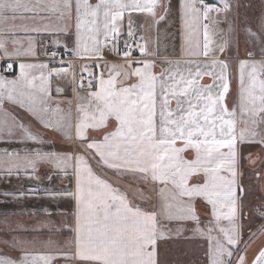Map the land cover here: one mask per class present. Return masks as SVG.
Instances as JSON below:
<instances>
[{
  "label": "snow or ice",
  "instance_id": "snow-or-ice-1",
  "mask_svg": "<svg viewBox=\"0 0 264 264\" xmlns=\"http://www.w3.org/2000/svg\"><path fill=\"white\" fill-rule=\"evenodd\" d=\"M172 10L0 0V178L34 182L0 202L49 201L0 213V264H264V0H177L161 56Z\"/></svg>",
  "mask_w": 264,
  "mask_h": 264
},
{
  "label": "crops",
  "instance_id": "crops-1",
  "mask_svg": "<svg viewBox=\"0 0 264 264\" xmlns=\"http://www.w3.org/2000/svg\"><path fill=\"white\" fill-rule=\"evenodd\" d=\"M172 5H173V10H172V14L171 17L169 18V22L172 24V28L170 29V38L169 40H164L163 36H162V40H161V49H160V55L161 56H175L179 53V46H180V36L178 33V28H179V20H178V12L176 10V5H177V0H172ZM163 13V9L160 10V14ZM144 23H148L147 21H143ZM226 25H222V27H225ZM164 25H161V31L163 33V29H164ZM145 35H152L155 36V31H151L146 32ZM164 45H167V47H165ZM41 59H45V57L41 56ZM161 71V68L158 66L156 68V72L159 73ZM202 83L208 84L211 83V81L208 78H205ZM67 87V86H66ZM68 94L71 95L70 89L68 90ZM256 158L254 159L256 162L257 160L260 158V155H256ZM254 167V166H253ZM262 182L264 181V175L261 177ZM33 181H30L28 179L25 178H21V179H16L15 177L8 179L7 181L3 178H0V191H4V190H16L18 188H20L21 185L24 186V188L29 187L31 184H33ZM43 186H48V187H53V188H64L67 186V181H54L53 184L49 185V182L45 179L42 181ZM264 192V191H263ZM3 198H0V200H2ZM49 205V201L47 200H36V199H27L24 200L22 203H2L0 202V213H4V212H9V211H16V210H20V209H24L26 211H31L33 209H35L37 212L40 211V209L42 207H47ZM202 205H200L199 207H201ZM203 207V206H202ZM203 210V209H201ZM2 218V217H0ZM41 216H36V217H29V216H12L11 219L13 220H23L26 223H33L36 219H40ZM54 219H57V217H54ZM68 234L65 233L62 236H54L53 239L55 240H60L62 241ZM264 239V238H262ZM260 244V243H259ZM258 246V245H257ZM257 246H254V249L252 251L255 250V248ZM252 251H250L251 255H252ZM15 255V254H13Z\"/></svg>",
  "mask_w": 264,
  "mask_h": 264
},
{
  "label": "rangeland",
  "instance_id": "rangeland-1",
  "mask_svg": "<svg viewBox=\"0 0 264 264\" xmlns=\"http://www.w3.org/2000/svg\"><path fill=\"white\" fill-rule=\"evenodd\" d=\"M241 54H244V45H243V38H241ZM235 71V68L233 69ZM235 90H236V85L235 83L233 84V95L229 100V106H231L232 100L235 99ZM249 152H251L252 159L254 160L256 155H260V158L257 160L256 164L250 163L247 159L242 160L243 163V169H244V176L242 177L243 182L245 186L249 190V199L252 201V203H258V201L255 199L257 196H264V181L262 182V179L260 178L259 180L256 179L255 175V170L256 169H262L264 170V165L261 164V159H264V153L261 152L259 147H248L244 146L242 149V156L247 157ZM189 158L191 157V153L186 154ZM254 166V167H253ZM263 176V175H262ZM122 186L127 187L128 182L127 181H122ZM134 187V186H133ZM200 208V215L201 219H206L205 211L203 207ZM203 209V210H201ZM259 241L257 242V245L259 246ZM255 245V246H257ZM257 246V247H258ZM173 251L175 252L176 249L173 248ZM251 257V253H249Z\"/></svg>",
  "mask_w": 264,
  "mask_h": 264
}]
</instances>
